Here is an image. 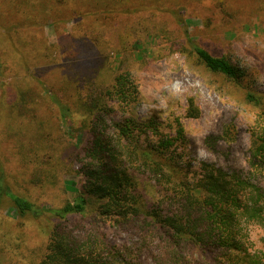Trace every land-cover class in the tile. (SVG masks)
<instances>
[{"label": "trees", "instance_id": "obj_1", "mask_svg": "<svg viewBox=\"0 0 264 264\" xmlns=\"http://www.w3.org/2000/svg\"><path fill=\"white\" fill-rule=\"evenodd\" d=\"M159 1L0 0V27L28 70L25 50L32 44L17 39L22 30L59 26L74 17L80 23L86 16L106 19L157 9ZM255 5L256 11L264 9L263 3ZM182 8L166 10L185 28ZM184 33L189 50L184 52L209 71L241 83L244 71L239 66L195 42L187 28ZM89 34L102 37L95 26ZM93 47L83 38L65 43L61 52L70 66H90L57 77L60 86L54 89L53 83L39 80L66 133L75 139L70 157L80 164L81 182H69L75 196L52 209L57 222L37 264H264V248L255 246L251 233L255 224L264 228V96L248 89V100L262 110L251 129L249 169L210 161L194 165L182 121L174 120L175 134L164 131L155 117L140 121L135 113L139 91L131 71L118 72L109 84L102 82ZM41 48L42 58L55 51L51 45ZM4 71L0 57V77ZM36 104L30 91H20L16 107L33 115ZM118 111L120 119L114 117ZM199 114L190 98L187 116ZM237 133L230 123L219 135L207 137V148L216 152L218 141L233 142ZM1 196L9 197L18 215L33 209L5 180L0 181ZM111 229L126 240L114 242Z\"/></svg>", "mask_w": 264, "mask_h": 264}, {"label": "rangeland", "instance_id": "obj_2", "mask_svg": "<svg viewBox=\"0 0 264 264\" xmlns=\"http://www.w3.org/2000/svg\"><path fill=\"white\" fill-rule=\"evenodd\" d=\"M225 1L221 5L220 0H161L157 9L115 13L106 19L86 16L80 23L74 17L59 26L48 23L24 29L16 37L20 43L27 39L32 44V49L25 50L28 70L21 60L24 56L15 52L0 27V57L5 66L0 77V181L5 180L33 204L21 216L9 197H0V264L38 263L57 222L52 209L75 196L69 182H81L80 164L70 157L75 139L66 133L39 82L53 83L54 89L60 86L62 75L82 73L90 66L79 62L75 69L61 52L65 43L75 39L83 38L94 46L102 82L109 84L118 72L131 71L139 91L135 113L140 121L155 117L172 134L174 120L182 121L194 165L210 161L249 169L251 129L262 110L248 100V89L264 96V9L254 7L264 5V0ZM180 6L179 16L190 36L214 55L226 56L239 66L244 71L241 83L209 71L189 55L185 28L167 11ZM92 26L102 37L86 35ZM43 44L55 50L48 59L42 58ZM22 90L30 91L37 103L33 115L16 107ZM190 98L199 110L197 117L187 116ZM120 114L114 117L120 119ZM230 123L237 127L236 140L218 141L217 151L211 152L207 137L219 135ZM109 233L118 244L126 240L114 229ZM251 233L255 246L264 248V228L255 224Z\"/></svg>", "mask_w": 264, "mask_h": 264}]
</instances>
